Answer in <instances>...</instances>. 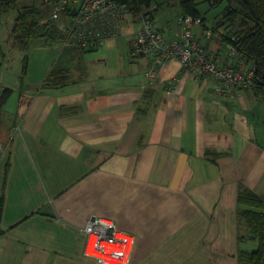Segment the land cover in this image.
I'll list each match as a JSON object with an SVG mask.
<instances>
[{
	"label": "crops",
	"instance_id": "0c3cea01",
	"mask_svg": "<svg viewBox=\"0 0 264 264\" xmlns=\"http://www.w3.org/2000/svg\"><path fill=\"white\" fill-rule=\"evenodd\" d=\"M159 10L165 40L178 37L181 27L157 23ZM144 12L100 46H51L37 82H27V64L21 74L0 66V264H101L84 255L94 216L135 235L131 264H244L239 251L257 248L239 239L248 230L237 196L245 185L264 198V131L250 114L264 91L231 99L178 59L150 85L151 57L130 55ZM204 23L193 31L219 62L240 60L224 29ZM52 71L64 80L44 86ZM172 79L174 91L165 88Z\"/></svg>",
	"mask_w": 264,
	"mask_h": 264
},
{
	"label": "built area",
	"instance_id": "2783aa9c",
	"mask_svg": "<svg viewBox=\"0 0 264 264\" xmlns=\"http://www.w3.org/2000/svg\"><path fill=\"white\" fill-rule=\"evenodd\" d=\"M131 13L126 4L116 0H52L47 20L56 23L63 34L61 44L85 50L121 36L125 20ZM141 16L142 26L132 39L130 55L151 57L152 65L146 73L150 85L155 83L158 67L171 59H178L186 70L213 76L215 90L231 99L255 85L254 66H247L244 60H238L233 65L222 64L197 38L193 27L203 24L201 17L180 15L181 33L176 38L165 40L149 16L146 13ZM206 35L212 36L213 31L207 29ZM227 49L233 57L238 56L233 44L229 43ZM176 85L172 79L165 88L174 91ZM83 231L86 235L84 255L101 264H131L136 245L133 233L121 229L112 219L101 216L90 217ZM92 238L95 254L88 252Z\"/></svg>",
	"mask_w": 264,
	"mask_h": 264
},
{
	"label": "trees",
	"instance_id": "16d2710c",
	"mask_svg": "<svg viewBox=\"0 0 264 264\" xmlns=\"http://www.w3.org/2000/svg\"><path fill=\"white\" fill-rule=\"evenodd\" d=\"M23 1L0 0V15L11 9H16L18 12L11 30V37L14 42L25 50L30 47L31 41L35 38L43 40L48 46L61 43L63 34L56 23L47 20L52 0H41L39 4L36 2L37 0H30V3L27 2L20 7ZM116 1L126 4L135 15L144 12V8L149 9L153 2V0ZM220 1L212 0V4L215 5ZM158 8L151 9L147 14L153 22L155 11ZM181 9V15L201 17L203 19L202 25L205 24V18L197 9L195 0H181ZM215 26L224 29V36L236 47L239 59L244 60L247 66L255 67L254 86L258 90H263L264 0H228L224 15L216 21ZM24 67H26V63ZM59 75L52 71L46 77L44 86L56 85L62 82L64 79ZM6 98L7 93L5 92L0 97V109ZM208 155H212V153ZM237 202L239 225L246 226L248 230L247 235H241L239 239L241 241L255 240L258 244L253 251L241 249L239 251V261L244 264H264V198L249 187L242 185L238 192ZM2 208L3 197L0 199V216Z\"/></svg>",
	"mask_w": 264,
	"mask_h": 264
},
{
	"label": "rangeland",
	"instance_id": "374dc122",
	"mask_svg": "<svg viewBox=\"0 0 264 264\" xmlns=\"http://www.w3.org/2000/svg\"><path fill=\"white\" fill-rule=\"evenodd\" d=\"M41 0L36 2L39 4ZM30 3V0H24L20 7L26 3ZM217 2V1H216ZM197 9L201 13L202 17L205 18V22L209 27L216 25V21L224 15L226 6L228 5V0H221L219 3L213 5L212 0H195ZM160 8L157 21L158 24L163 26L168 32L167 24L164 21L168 22L174 30L180 27L178 21L179 15L182 12L181 9V0H153L151 9ZM147 10V8H144ZM148 11V10H147ZM18 12L16 9H11L8 12H4L0 15V66L4 70H7L9 73H22L24 71L25 63L27 64V73L25 74L27 82H37L41 78V61L46 53L58 50L55 47L43 48V40L33 39L31 41L30 47L28 49H21L12 39L11 30L14 24V20ZM164 20V21H163ZM43 46V47H40ZM54 48V50L52 49ZM85 53H88L87 51ZM27 56V58H25ZM152 65V64H151ZM28 74V77H27ZM169 81V80H168ZM167 81V82H168ZM264 91V89L262 90ZM15 102L13 97H9L8 103L5 105V109L9 112L3 113L4 123L6 124L10 121V118H13L12 114L14 111ZM251 119L255 123L257 131L263 133V120H264V101L255 105L251 111ZM5 156L0 154V160H4Z\"/></svg>",
	"mask_w": 264,
	"mask_h": 264
},
{
	"label": "bare ground",
	"instance_id": "6f19581e",
	"mask_svg": "<svg viewBox=\"0 0 264 264\" xmlns=\"http://www.w3.org/2000/svg\"><path fill=\"white\" fill-rule=\"evenodd\" d=\"M93 241H94V238L91 239V243H90V246L88 248V252L91 254H95L94 250H93V247H94ZM109 247H111V246H109Z\"/></svg>",
	"mask_w": 264,
	"mask_h": 264
},
{
	"label": "water",
	"instance_id": "95a60500",
	"mask_svg": "<svg viewBox=\"0 0 264 264\" xmlns=\"http://www.w3.org/2000/svg\"><path fill=\"white\" fill-rule=\"evenodd\" d=\"M74 10H75V8L74 9H72V11L74 12Z\"/></svg>",
	"mask_w": 264,
	"mask_h": 264
}]
</instances>
